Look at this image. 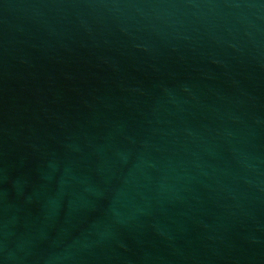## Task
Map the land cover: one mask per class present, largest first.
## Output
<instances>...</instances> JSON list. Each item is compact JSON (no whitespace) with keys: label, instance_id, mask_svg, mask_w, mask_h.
I'll list each match as a JSON object with an SVG mask.
<instances>
[{"label":"water","instance_id":"95a60500","mask_svg":"<svg viewBox=\"0 0 264 264\" xmlns=\"http://www.w3.org/2000/svg\"><path fill=\"white\" fill-rule=\"evenodd\" d=\"M0 264H264V0H0Z\"/></svg>","mask_w":264,"mask_h":264}]
</instances>
